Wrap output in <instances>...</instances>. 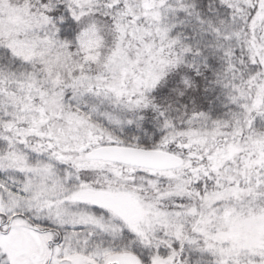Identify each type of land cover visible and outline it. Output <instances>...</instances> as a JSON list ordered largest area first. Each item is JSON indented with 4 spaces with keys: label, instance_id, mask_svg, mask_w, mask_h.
I'll list each match as a JSON object with an SVG mask.
<instances>
[{
    "label": "snow or ice",
    "instance_id": "1",
    "mask_svg": "<svg viewBox=\"0 0 264 264\" xmlns=\"http://www.w3.org/2000/svg\"><path fill=\"white\" fill-rule=\"evenodd\" d=\"M0 264H264V0H0Z\"/></svg>",
    "mask_w": 264,
    "mask_h": 264
}]
</instances>
